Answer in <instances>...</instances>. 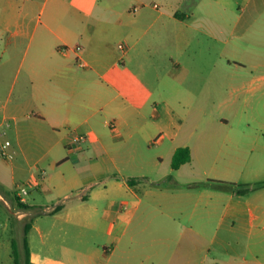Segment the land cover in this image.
I'll return each instance as SVG.
<instances>
[{"label":"crops","instance_id":"obj_1","mask_svg":"<svg viewBox=\"0 0 264 264\" xmlns=\"http://www.w3.org/2000/svg\"><path fill=\"white\" fill-rule=\"evenodd\" d=\"M246 107L260 179L264 0H0V201L24 264H264V187L229 190L243 143L207 138L240 129ZM153 119L166 159L145 153ZM195 160L220 163L199 190Z\"/></svg>","mask_w":264,"mask_h":264},{"label":"rangeland","instance_id":"obj_2","mask_svg":"<svg viewBox=\"0 0 264 264\" xmlns=\"http://www.w3.org/2000/svg\"><path fill=\"white\" fill-rule=\"evenodd\" d=\"M122 42H115L113 44V47L117 50V52L121 55V51L119 50L118 46ZM213 68H211L212 70ZM249 70V68H247ZM230 68L225 65L220 66V74L224 78L229 77L230 75ZM212 76H215V72H212ZM224 98L223 96L215 97L212 95L211 102H218L222 101ZM250 103V100L249 102ZM244 106V105H243ZM245 109L248 110L247 113L245 111L240 112L237 115V118L235 119L236 124H241L240 129L237 128V130H234L232 132H229L228 136L224 132L217 133V136H214L211 134L210 136H207V138L222 140L224 137L230 138V139H236L240 140L243 143V148L241 152H239L237 155L238 160L240 161L239 164H237L238 167L242 170V173H232L228 172L223 174L224 176H221L219 181H225L228 182L227 186L229 190H238V189H244L247 188V190H257L264 187V175L261 176L260 179H254L250 172V166L252 165V160L255 159L256 155L260 153L261 147H255L253 148V143L258 142L257 132L254 130V127L248 128L247 124H251L255 126V123L252 120V116L249 110V107H246ZM181 120L180 122H176L177 127V141L180 142L181 140L186 139V127H187V121H185V115H180ZM148 119H150V116H148ZM151 122L155 126V130L151 133L149 136L147 143L145 144V153L149 155L150 157H154L155 155L159 154L163 157H167L169 153V144L170 140L168 138V132L161 127V123L157 120H151ZM162 133V134H160ZM179 134V135H178ZM159 135H162L166 142L162 147L156 144V139L159 137ZM196 138V137H195ZM153 139L151 143L148 141ZM194 141V139L192 140ZM202 166H206L205 169L210 170L211 167H218L220 166V163H201L199 160H195L194 163L189 168L190 171L194 173L195 177V190H199L201 188H205L203 186V181L206 183L208 180H206L203 175V169H201ZM163 168H165V163L163 165ZM212 180H209L211 182ZM203 184H202V183ZM217 184H220L219 182ZM6 197V196H4ZM13 227V215L12 213L7 209V207L4 204V201H0V264H14V255L12 252V242H16L17 247V257L20 264H24V257H23V244L22 240L24 238L23 229H21L20 233L18 229L12 230ZM212 229V228H211ZM237 230L229 232L227 231L226 236L228 239H233L235 237H244L246 236V232H243L239 230V228H236ZM262 233V232H261ZM264 233V232H263ZM245 239V238H243Z\"/></svg>","mask_w":264,"mask_h":264},{"label":"trees","instance_id":"obj_3","mask_svg":"<svg viewBox=\"0 0 264 264\" xmlns=\"http://www.w3.org/2000/svg\"><path fill=\"white\" fill-rule=\"evenodd\" d=\"M191 160V156H190V150L185 147V148H178L172 158V168L174 170L179 169L183 164L188 163ZM130 183L132 181H129ZM214 182V181H211ZM238 193L240 195L246 193V191H238ZM12 248H13V254H14V264H20L18 257H17V247L16 244L13 242L12 243ZM25 248H26V252H27V263H29V257H28V247H27V243L25 242Z\"/></svg>","mask_w":264,"mask_h":264},{"label":"built area","instance_id":"obj_4","mask_svg":"<svg viewBox=\"0 0 264 264\" xmlns=\"http://www.w3.org/2000/svg\"><path fill=\"white\" fill-rule=\"evenodd\" d=\"M118 48L120 49V50H124V45L123 44H120L119 46H118ZM78 49H80L79 47H77V50ZM9 146H10V142H5V144L1 147V149H0V156L2 157V158H4V159H7V160H10V159H12L13 158V154L11 153V152H9L8 151V148H9ZM20 194L21 195H26L27 194V191H26V189L25 188H21L20 189Z\"/></svg>","mask_w":264,"mask_h":264}]
</instances>
